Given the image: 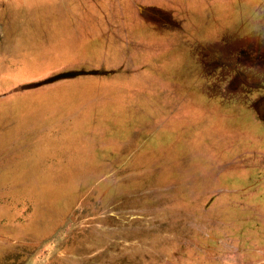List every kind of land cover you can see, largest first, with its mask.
Instances as JSON below:
<instances>
[{"label":"rangeland","instance_id":"374dc122","mask_svg":"<svg viewBox=\"0 0 264 264\" xmlns=\"http://www.w3.org/2000/svg\"><path fill=\"white\" fill-rule=\"evenodd\" d=\"M228 1L0 0V264H264V0Z\"/></svg>","mask_w":264,"mask_h":264},{"label":"water","instance_id":"95a60500","mask_svg":"<svg viewBox=\"0 0 264 264\" xmlns=\"http://www.w3.org/2000/svg\"><path fill=\"white\" fill-rule=\"evenodd\" d=\"M79 72H75V71H71V72H62L60 74H57L53 77H50L48 79H46V81H51V80H54V79H58V78H61V77H69V76H73L75 74H77Z\"/></svg>","mask_w":264,"mask_h":264},{"label":"crops","instance_id":"0c3cea01","mask_svg":"<svg viewBox=\"0 0 264 264\" xmlns=\"http://www.w3.org/2000/svg\"><path fill=\"white\" fill-rule=\"evenodd\" d=\"M0 63H1V57H0ZM57 75V74H56ZM53 76H55V75H53ZM52 76V77H53ZM50 78V77H49ZM55 80H57V79H55ZM46 81V80H45ZM51 81H54V80H51ZM47 82V81H46ZM42 83H44V82H41V83H39V82H30V83H25V84H23V85H21V88L22 89H27V88H33V87H36V86H38V85H42Z\"/></svg>","mask_w":264,"mask_h":264},{"label":"flooded vegetation","instance_id":"af4514ba","mask_svg":"<svg viewBox=\"0 0 264 264\" xmlns=\"http://www.w3.org/2000/svg\"><path fill=\"white\" fill-rule=\"evenodd\" d=\"M240 2L242 1V0H239ZM228 2H233L232 0H229ZM223 4H224V2H222V4H221V7H220V10L221 9H223L222 7H223ZM253 4H255V2L253 3ZM251 8V7H250Z\"/></svg>","mask_w":264,"mask_h":264}]
</instances>
